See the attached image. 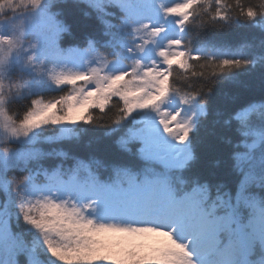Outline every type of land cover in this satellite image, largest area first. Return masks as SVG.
I'll return each mask as SVG.
<instances>
[{
    "label": "snow or ice",
    "instance_id": "6c2138e0",
    "mask_svg": "<svg viewBox=\"0 0 264 264\" xmlns=\"http://www.w3.org/2000/svg\"><path fill=\"white\" fill-rule=\"evenodd\" d=\"M217 25L264 34V0L0 2V264H264V39L193 52Z\"/></svg>",
    "mask_w": 264,
    "mask_h": 264
},
{
    "label": "trees",
    "instance_id": "16d2710c",
    "mask_svg": "<svg viewBox=\"0 0 264 264\" xmlns=\"http://www.w3.org/2000/svg\"><path fill=\"white\" fill-rule=\"evenodd\" d=\"M3 2V0H0ZM68 18L70 22L73 23V30L76 35L82 39L85 33L93 34L96 33V28L94 24H85L81 21L79 14L75 12V10H69L67 12ZM191 35L192 39V50L195 52L198 47L204 46L206 50H211L213 54H217V49L226 50L228 51L229 55H233L235 53H247L253 50V47H258L261 39H264V34L253 28L251 25H233L231 27H223L221 25H217L215 27H208L204 30H199V34L197 35V30L192 29ZM249 45L253 47H248ZM222 54V53H221ZM255 73L252 76H248L247 74H241V80H249L254 78ZM234 91L231 89V86L227 83L220 84L214 91L212 96V104L217 105L220 100L221 96L225 93H230ZM50 94V93H45ZM239 95L241 99H249V98H259V92L251 93L247 92L243 89L239 90ZM170 100L178 106L176 98L173 96ZM229 110L231 106H228ZM101 134V130L96 129H89L87 136L85 139L99 136ZM204 137V133L201 132L197 137L198 140ZM66 148L70 151H83L84 146L83 144H73L67 145ZM197 150L201 154V160L196 165L195 170L199 171L204 169L207 160L211 158H225L227 157L228 149L223 145L217 144L214 141L212 142V147L208 146L207 141L203 143H197ZM214 179L218 180H225L229 183V186L234 184L233 178L228 175L227 167L224 169L217 170L216 176Z\"/></svg>",
    "mask_w": 264,
    "mask_h": 264
},
{
    "label": "rangeland",
    "instance_id": "374dc122",
    "mask_svg": "<svg viewBox=\"0 0 264 264\" xmlns=\"http://www.w3.org/2000/svg\"><path fill=\"white\" fill-rule=\"evenodd\" d=\"M170 30H171V28H170ZM166 107H168L169 109H171V110H175V108L177 107L175 104H173V102H169L167 105H166Z\"/></svg>",
    "mask_w": 264,
    "mask_h": 264
}]
</instances>
